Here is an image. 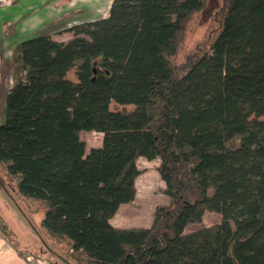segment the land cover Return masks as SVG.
Segmentation results:
<instances>
[{
	"label": "trees",
	"instance_id": "obj_1",
	"mask_svg": "<svg viewBox=\"0 0 264 264\" xmlns=\"http://www.w3.org/2000/svg\"><path fill=\"white\" fill-rule=\"evenodd\" d=\"M203 3L112 0L65 41L50 27L10 45L0 183L15 177L16 197L42 210L38 252L66 247L76 264H264V0H228L208 48L176 73L178 36ZM81 130L101 144L86 151ZM139 157L159 158L170 202L147 227H116ZM206 211L219 220L201 224Z\"/></svg>",
	"mask_w": 264,
	"mask_h": 264
},
{
	"label": "rangeland",
	"instance_id": "obj_2",
	"mask_svg": "<svg viewBox=\"0 0 264 264\" xmlns=\"http://www.w3.org/2000/svg\"><path fill=\"white\" fill-rule=\"evenodd\" d=\"M52 1L53 0H46L47 3ZM96 2L99 4L97 7L95 6ZM111 3L112 0L68 1L66 7L62 8L58 12L57 16L51 19H42L41 21L43 23L39 25L35 31H31L29 34L32 36L35 34L44 33L50 29V27H54L53 31L56 29L58 30L62 26L69 29V27L72 25L79 24L83 21H93L106 17L109 13ZM227 4L228 0H204L201 10L192 14L186 21L182 31L178 36L177 50L175 54L170 57V61L176 73H181L191 58L208 48L213 37L218 32L220 27V19L226 10ZM29 34L14 41L18 42L23 38L29 37ZM69 34L71 37L72 32H69ZM66 36L67 35L64 34L59 36V38H66ZM3 40L4 37L0 29V120L3 114L5 93L9 88L13 77L9 62L10 46L3 48ZM67 76L75 80V69H70L67 72ZM110 108H126L127 110H130L133 108V106L120 105L116 104L115 102H111ZM80 137L85 141L86 151H88L90 147L99 146L102 141V133L93 130H81ZM158 161L159 158L151 162H145L144 159L138 158L136 160V164L138 168H142L147 165L150 169H154L155 164ZM2 174L5 175V168L3 164H0V175ZM141 178L142 177H140L139 182L137 183L138 199L136 200V203L138 206L134 207L132 213H130L129 218L131 219L136 218V216H140L141 213L146 214L151 207V203H154L155 201L162 202L160 200H166V198H169V196L163 192V189L160 186L163 185V182H161L159 179L151 181L152 183L149 190H153L154 192L153 194L150 193L149 197H145L143 195L145 186L142 182H140L142 181ZM3 183L5 184V187L0 183V224L2 222L5 224V228L3 230L5 231L6 235L3 236L7 239L9 238L11 242L23 246L29 251H34L31 252V254L35 257H44L45 259L51 258L58 261L59 264H76L75 260L70 257L71 253L69 250H66V247L65 249L62 247V249L55 253L46 252L43 254L38 252L41 240L36 233V229L38 228V222L42 217V210L32 211L29 208H26L22 201L16 197L13 190L16 183L15 177H11L9 175L4 176ZM142 195L146 200L142 199ZM219 216L220 215L216 212L206 211L201 224H213L219 220ZM197 226H199V224H189L187 226V230ZM62 245L63 244H61V246ZM29 255L30 254L25 255L24 253L25 257ZM81 262L84 263L83 261Z\"/></svg>",
	"mask_w": 264,
	"mask_h": 264
},
{
	"label": "crops",
	"instance_id": "obj_3",
	"mask_svg": "<svg viewBox=\"0 0 264 264\" xmlns=\"http://www.w3.org/2000/svg\"><path fill=\"white\" fill-rule=\"evenodd\" d=\"M68 1L71 0H53L48 3L46 0H0V29L4 37L2 47L10 46L16 42L14 40L28 35L31 31H35L37 27L43 23L41 21L42 19H51L57 16L58 12L66 7ZM95 6H99L98 2H96ZM69 32L71 31L67 27L62 26L58 30H54L51 35L54 39L65 41L70 38ZM64 34L67 35L66 38L60 39L59 36ZM139 158L144 159L145 162H151L157 159L147 160L143 157ZM158 164L159 161L156 162L154 169H150L147 165L139 168L140 173L135 179V197L130 202L120 204L116 213L109 220L112 225L116 227H147L152 221L156 205H167L170 202V198L160 200L162 202L155 201L150 204L151 207L146 214L141 213L140 216H136L134 219L129 218L134 207L138 206L136 203V200L138 199L137 183L139 182L140 177H142V181L140 182L145 186L143 194L145 197H149L150 193L153 194L154 192L153 190H149L152 180L159 179L163 182V185L160 186L162 189L164 188V181L161 179L157 171ZM144 196L142 199L146 200ZM40 247L41 246H39V248ZM31 252L34 251H29L23 246L12 243L0 233V264H36L34 260H29L24 256V253L26 255L31 254Z\"/></svg>",
	"mask_w": 264,
	"mask_h": 264
},
{
	"label": "built area",
	"instance_id": "obj_4",
	"mask_svg": "<svg viewBox=\"0 0 264 264\" xmlns=\"http://www.w3.org/2000/svg\"><path fill=\"white\" fill-rule=\"evenodd\" d=\"M27 259L34 260L36 262V264H54V263L50 262L49 260L39 259L38 257H35L32 254L27 256Z\"/></svg>",
	"mask_w": 264,
	"mask_h": 264
}]
</instances>
